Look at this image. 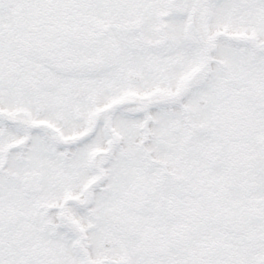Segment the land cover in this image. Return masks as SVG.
<instances>
[{
  "label": "snow or ice",
  "instance_id": "6c2138e0",
  "mask_svg": "<svg viewBox=\"0 0 264 264\" xmlns=\"http://www.w3.org/2000/svg\"><path fill=\"white\" fill-rule=\"evenodd\" d=\"M0 264H264V0H0Z\"/></svg>",
  "mask_w": 264,
  "mask_h": 264
}]
</instances>
